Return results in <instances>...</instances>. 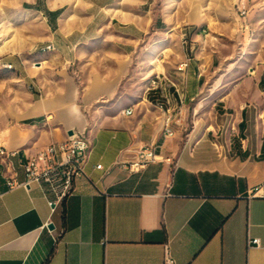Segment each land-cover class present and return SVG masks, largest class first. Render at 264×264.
Wrapping results in <instances>:
<instances>
[{
	"label": "crops",
	"instance_id": "crops-1",
	"mask_svg": "<svg viewBox=\"0 0 264 264\" xmlns=\"http://www.w3.org/2000/svg\"><path fill=\"white\" fill-rule=\"evenodd\" d=\"M111 2H49L43 39L53 49L25 50L36 54L11 62L0 146L19 155L14 174L0 158V264H165L166 246L175 264H264V74L237 82L215 123L197 106L183 137L215 54L197 44L202 31L180 30L185 70L165 66L160 86L133 98L124 91V59L138 50L143 26L137 13L110 12ZM117 24L129 30L108 34ZM30 81L43 95L30 100ZM70 132L86 133L92 152L62 206L52 211L39 185H8L10 175L25 180L27 156ZM150 144L155 162L140 172L123 167Z\"/></svg>",
	"mask_w": 264,
	"mask_h": 264
},
{
	"label": "rangeland",
	"instance_id": "rangeland-1",
	"mask_svg": "<svg viewBox=\"0 0 264 264\" xmlns=\"http://www.w3.org/2000/svg\"><path fill=\"white\" fill-rule=\"evenodd\" d=\"M52 1L0 0L1 110L8 107L10 96L14 93L6 81L14 71L13 67H9L11 62L36 54L25 50L38 52L39 48L50 45L43 38L49 30L44 23L48 13L45 5ZM77 1L87 3L97 0ZM111 3L108 8L113 10L110 12L124 15L137 13L143 26L138 50L130 56L125 54L124 59L131 64L124 91L133 98H140L152 81L156 80L159 87L160 73L167 72L165 66H170L168 71L172 74L177 66L185 63L180 61L182 63L179 64V55L184 50L176 34L180 30L202 31V39L197 44L206 47L205 55L215 54L214 66L205 72L207 85L200 97L188 107L183 137L198 118L194 115L197 106L200 107L201 118L215 123L216 115L221 119L218 115L221 113L220 105L227 103V100H220L228 95L234 85L246 76L264 74V0H245L244 14L239 10L241 0H114ZM137 4L139 12L132 9ZM114 29L127 32L129 27L127 24H117L106 31L111 34ZM107 55L114 57L112 53ZM28 90L30 100L43 95L31 81ZM215 109L219 110L218 113ZM230 118H224L226 124Z\"/></svg>",
	"mask_w": 264,
	"mask_h": 264
},
{
	"label": "built area",
	"instance_id": "built-area-1",
	"mask_svg": "<svg viewBox=\"0 0 264 264\" xmlns=\"http://www.w3.org/2000/svg\"><path fill=\"white\" fill-rule=\"evenodd\" d=\"M245 0H241L239 10L242 14L246 12ZM47 47H53L48 45ZM46 48V47H45ZM188 62L179 67L180 71L185 70ZM156 80L152 89H156ZM164 108L162 102L158 103ZM128 113H131L129 110ZM173 120L168 115L165 119V136L170 137ZM92 152V143L88 141V135L84 132H74L65 140L54 142L41 149L35 156H27L22 167L25 172V180L18 182L12 175L8 176L10 187L20 185L30 188L32 185H39L48 202L52 206V211L62 206L65 200L71 196L76 187V180L86 176V165ZM19 155L17 150H8L0 146V158L6 168V172L14 174L15 167L13 159ZM158 159L157 148L154 144L143 146L134 161L123 164V167L132 172H140L149 164ZM101 169L102 165H97ZM250 245H260L259 239L249 241ZM165 264H175L171 257L169 248L166 246Z\"/></svg>",
	"mask_w": 264,
	"mask_h": 264
},
{
	"label": "bare ground",
	"instance_id": "bare-ground-1",
	"mask_svg": "<svg viewBox=\"0 0 264 264\" xmlns=\"http://www.w3.org/2000/svg\"><path fill=\"white\" fill-rule=\"evenodd\" d=\"M46 50H51V49H53V47H46L45 48ZM9 67H12V65H9ZM179 67H182V65L181 66H179ZM155 84V81H152V84H151V87L153 88V85ZM159 84V83H158ZM156 86H158L157 85V82H156ZM158 107H161V106H158ZM162 108V107H161ZM171 120H172V117H171ZM51 144H53V143H51Z\"/></svg>",
	"mask_w": 264,
	"mask_h": 264
},
{
	"label": "water",
	"instance_id": "water-1",
	"mask_svg": "<svg viewBox=\"0 0 264 264\" xmlns=\"http://www.w3.org/2000/svg\"><path fill=\"white\" fill-rule=\"evenodd\" d=\"M73 134V132H70V135H72ZM50 228H53V226H50Z\"/></svg>",
	"mask_w": 264,
	"mask_h": 264
},
{
	"label": "trees",
	"instance_id": "trees-1",
	"mask_svg": "<svg viewBox=\"0 0 264 264\" xmlns=\"http://www.w3.org/2000/svg\"><path fill=\"white\" fill-rule=\"evenodd\" d=\"M30 123H32L33 121H29Z\"/></svg>",
	"mask_w": 264,
	"mask_h": 264
}]
</instances>
